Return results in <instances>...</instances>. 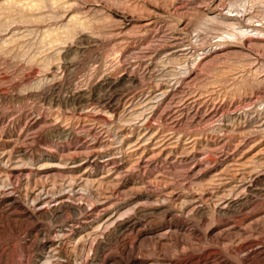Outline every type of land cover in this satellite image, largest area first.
<instances>
[{"label":"rangeland","instance_id":"1","mask_svg":"<svg viewBox=\"0 0 264 264\" xmlns=\"http://www.w3.org/2000/svg\"><path fill=\"white\" fill-rule=\"evenodd\" d=\"M0 264H264V0H0Z\"/></svg>","mask_w":264,"mask_h":264}]
</instances>
